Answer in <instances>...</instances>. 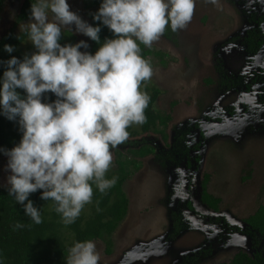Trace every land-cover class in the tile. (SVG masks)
<instances>
[{
    "label": "rangeland",
    "instance_id": "374dc122",
    "mask_svg": "<svg viewBox=\"0 0 264 264\" xmlns=\"http://www.w3.org/2000/svg\"><path fill=\"white\" fill-rule=\"evenodd\" d=\"M87 1L66 0L70 10L89 25L87 14L92 10L85 8ZM249 1L218 0L213 5L205 0H196L193 18L185 29L171 30L168 38L163 35L152 47H146L153 53L159 52L162 57L149 55L153 76L145 86H141V91L143 87H155L159 93L154 108L163 115H169L170 120L162 129L165 138L157 131H150L129 137L125 143L112 149L113 162L106 174L117 170L114 161L117 153H121L120 159L124 160L129 157V150L145 144L152 154L135 157L134 160L140 163L137 169L132 165L127 168L129 174L123 191L128 200V211L108 237L110 253L106 252V236L93 241L100 254L99 264L173 263L169 254L165 256L162 251L163 262L159 261L156 256L159 248L174 255L178 261L183 262V257L189 258L186 264L229 263L237 251L245 250L243 247L249 244L240 233L224 232L225 226H218L213 232L210 228L191 225L188 215L184 223L189 225L182 237L177 242L165 243L176 213L183 209L186 186L192 183L184 175L185 169L191 173L194 167L195 155L188 149V139L191 137L190 141H196L200 137V132L192 130V123L205 112L219 109L218 103L222 107L234 104L243 85L252 81V73L264 78V29H259L263 40L260 50L251 53L248 46L247 37L258 34L249 20ZM22 2L2 0L0 37L11 29L16 34L28 30L26 24L32 22L31 19L25 25L21 23L13 28ZM259 11L264 15V2H261ZM61 31L72 34L73 45L84 41L88 47L79 51H87L89 38L77 33L74 25L62 27ZM19 49L29 57L37 52L29 38ZM207 79L217 82L219 92L206 91ZM222 79L225 85L219 84ZM263 87L264 82L260 88L261 95H264ZM247 105L251 103L247 102ZM217 123H214V129L218 131L215 129L202 138L200 170L193 181L199 191L203 175L210 176L206 191L220 199L216 215L226 218L228 225L235 229L264 204V105H257L253 111L237 119H224ZM133 129L137 127L133 126ZM163 154H166V161L164 166H160L155 156ZM188 160L191 166L185 164ZM7 162L8 157L0 158L1 187L9 186L7 178L11 172L7 169ZM207 211L209 215L212 213L204 205L200 213ZM91 213L92 202L84 206L80 215L87 218Z\"/></svg>",
    "mask_w": 264,
    "mask_h": 264
},
{
    "label": "clouds",
    "instance_id": "9594fccd",
    "mask_svg": "<svg viewBox=\"0 0 264 264\" xmlns=\"http://www.w3.org/2000/svg\"><path fill=\"white\" fill-rule=\"evenodd\" d=\"M205 2L215 5L218 0ZM195 7L196 0H103L93 19L115 38L100 44V27L82 21L66 0L31 4L32 22L26 26L37 52L26 55L23 61L13 57L6 62L8 70L0 82V109L10 121L19 117L23 133L20 143L4 152L11 172L7 178L10 187H6L9 196L24 205L25 215L34 224L42 223L41 214L28 197L37 190H42V200L55 202V211L70 225L92 202V183L101 193L116 184L117 177L106 178L113 162L112 149L129 139L130 126L147 122L150 96L141 91V85L151 79L153 69L142 57L140 44L150 48L166 29H185ZM70 25L89 42L100 44L94 55L79 51L88 47L84 41L61 46V29ZM260 27L264 29V24ZM4 50L11 53L14 48L5 45ZM16 89H23L26 96L21 98ZM46 92L55 94V102H41ZM134 158L130 154L126 160ZM193 172L195 177L194 167ZM191 173L188 168L184 171L188 178ZM192 205L197 213L200 206ZM24 226L18 222L15 228ZM95 240L100 239L74 241L66 264H99Z\"/></svg>",
    "mask_w": 264,
    "mask_h": 264
},
{
    "label": "trees",
    "instance_id": "16d2710c",
    "mask_svg": "<svg viewBox=\"0 0 264 264\" xmlns=\"http://www.w3.org/2000/svg\"><path fill=\"white\" fill-rule=\"evenodd\" d=\"M36 0H24L21 4L19 12L16 16L15 24L25 23L31 19V4ZM103 0H89L88 4H84L87 9H91L89 13L90 26L100 27L99 33L100 44L106 39H114L113 33L104 26L100 21H95L93 16L98 12ZM2 0H0V7ZM28 30H22L20 33H15L12 29L0 37V82L3 79V73L7 69V61L13 57L23 61V55L19 49L20 45L28 39ZM256 35L247 38L249 41V51L256 53L261 46L260 36L257 39ZM74 37L67 31L62 32L59 43L61 46L73 45ZM139 43V42H137ZM95 41L90 39L89 48L86 51L94 55L100 47ZM9 45L14 48V51L8 53L4 50V46ZM141 55L148 60L149 55H162L157 52L153 53L143 44H140ZM162 63L163 61L160 60ZM151 63V62H150ZM152 66V63H151ZM148 81L142 83L145 86ZM17 93L24 98L26 93L23 89H16ZM144 92L150 96V102L145 110L147 122L143 125H132L128 128L129 137L136 134H144L150 131H157L165 138L162 129L170 120L169 115H163L157 112L154 108V103L159 91L155 87H143ZM57 97L51 92L42 94V103H53ZM19 117L16 120H8L0 109V158L5 157V151H10L17 146L22 139V131L18 123ZM133 126L137 129L134 130ZM161 127V129L159 128ZM159 128V129H158ZM145 144L140 145L136 150H129V153L135 157H142L151 153ZM121 153H117L115 161L117 170L106 174L107 179L117 177L116 184L101 193L92 183L93 198H92V213L87 217L79 216L74 223L65 225L62 221L61 214L55 211L56 204L52 200H42V190H37L29 195L28 199L32 201L33 206L40 210L42 223L34 224L30 217L24 213V205L18 204L14 197L9 196V187L0 186V264H66L68 249L73 245L74 241L83 242L87 240L106 239V252H110V240L108 237L117 227L119 222L124 218L127 211V199L121 190L122 182L128 177L127 167L132 164L133 168L137 169L139 163L134 160H121ZM208 175H204L202 181V202L208 209L218 212V204L220 200L213 197L206 191V183ZM27 203V201H25ZM49 208V210H48ZM23 223L25 226L16 229V223ZM245 223L251 232L247 231V235L258 234L264 238V204L260 205L255 213L249 216ZM254 238V237H253ZM218 264H264V256L259 253L255 257L246 254L245 250L237 251L230 259L229 263Z\"/></svg>",
    "mask_w": 264,
    "mask_h": 264
},
{
    "label": "flooded vegetation",
    "instance_id": "af4514ba",
    "mask_svg": "<svg viewBox=\"0 0 264 264\" xmlns=\"http://www.w3.org/2000/svg\"><path fill=\"white\" fill-rule=\"evenodd\" d=\"M88 3H89V0L87 2H85V4H88ZM260 9H261V1L260 0H250L249 1L248 7H247V12L249 15V20L252 23V27L256 30V32H258V34H256V38H258L261 35V33H260L261 27L260 26L262 25V23H264V15L259 11ZM87 16L89 17V13L87 14ZM89 20H90V17H89ZM170 31H171L170 28L166 29V31L164 33L166 38H168ZM252 36H254V35H252ZM260 40L263 41L261 38H260ZM261 46H262V42H261ZM259 50H260V48H259ZM251 78H252V81L250 80L249 82H246L243 85V88L241 89L240 96L234 104L229 103V105L222 107L218 103L219 109L205 112L204 115L199 118V120L192 123V130H197L198 133L200 132V137L196 141L193 140L194 143H193V141H190L191 137H189V139H188V143L190 145V147H188V149L190 150V152H192L193 155H195L194 159L192 161V165L194 166V168H196L197 172L200 170L199 161H200V156H201L200 152H201V148H202L201 142H203L202 138H203V136H206L207 133H211V132L215 131V129L217 130V128L214 129V127H215L214 123H216V125H217L218 124L217 122L223 121L224 119H227L229 121L234 119V118L237 119L238 117H242V116L246 115L248 113V111H250V110L253 111L257 105H262V106L264 105V95H261V93H260V88L264 82V78L260 77L259 75H255V73L251 74ZM206 83L208 85V87H206V91L212 90L213 93L219 92V88L217 90V87H216L217 82L215 80L211 81L210 79H207ZM219 84L225 85L223 79L219 81ZM230 84H232V82H230ZM210 87H213V89ZM224 91H225V88L222 89V92H224ZM254 99H255V101H254ZM247 102H250L251 105H247ZM134 150H136V149H134ZM155 158L158 159V161H160V166H164V163L166 161V154H163V155L157 156V157L155 156ZM116 159H117V157H115L114 161ZM167 160H169V159H167ZM187 163H185L187 166H191V164H189L190 163L189 160L187 161ZM203 177H204V175H203ZM186 178H187V181H189V180L192 181L194 178V172L190 174L189 179L187 176H186ZM198 179H199V175H198ZM126 180L127 179H125L121 184L122 189H123V185L125 184ZM202 180H203V178H202ZM201 183H202V181H201ZM186 188L187 189L185 192V201L183 203V209L184 210L181 208L180 211H178V213H176V215L174 214L175 218L173 219V222H172V231H170L169 233L166 234L165 243L177 242L180 239V237H182L184 231L187 230L186 226L189 225V223L186 225L184 223L185 219H186V215H188L189 219L192 221L191 225L197 224L198 226H200L204 229L210 228L213 230V232H214V230H216V228L218 226H221V227L225 226L224 232L234 231V232L240 233L244 238L249 239L250 250L245 251L247 255H249L251 257H255L256 254L259 253L261 256H264V238L263 237H260L258 234L247 235V231H249V232H251V231L248 228H245L243 230L238 225L235 227V229L231 228V226H229L227 223V219L223 218V217H219L218 215H216L217 212L213 215H206V216L199 213L198 210H197V213H194L192 202L195 201L196 197H199L198 200L202 202V184H201V188L199 191L196 189V184L194 185V183L193 184L191 183L190 185L187 184ZM139 198L143 199V196H139ZM194 217L196 218V220H193ZM242 225L247 226V224L245 222ZM156 251L158 252V254H156V256H158L159 261H161V263L163 262V260L161 258L162 256L160 253L161 251L165 254V256H167V254H169V260H172V262H173L171 264H186V261L189 262V258L186 259V257L182 258L183 262L178 261L174 257V255L163 250L162 248H159Z\"/></svg>",
    "mask_w": 264,
    "mask_h": 264
},
{
    "label": "water",
    "instance_id": "95a60500",
    "mask_svg": "<svg viewBox=\"0 0 264 264\" xmlns=\"http://www.w3.org/2000/svg\"><path fill=\"white\" fill-rule=\"evenodd\" d=\"M199 134V133H198ZM199 199V197H196L195 198V201H193V203H194V205H197V207H199V206H202L201 208H203V205H202V203L198 200ZM196 207V208H197ZM201 208L199 207V211L201 210ZM203 214L205 215V214H207L206 212H203ZM240 227H241V229H245L246 228V226L245 225H239ZM246 240H248V242H249V239L248 238H246ZM245 250H250V243L248 244H246V246H244L243 247Z\"/></svg>",
    "mask_w": 264,
    "mask_h": 264
}]
</instances>
